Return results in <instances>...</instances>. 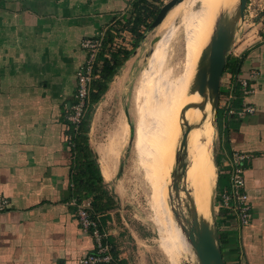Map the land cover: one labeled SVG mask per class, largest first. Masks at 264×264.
<instances>
[{"label":"crops","instance_id":"crops-1","mask_svg":"<svg viewBox=\"0 0 264 264\" xmlns=\"http://www.w3.org/2000/svg\"><path fill=\"white\" fill-rule=\"evenodd\" d=\"M134 1L0 0V198L10 203L7 211L0 212V264H82L94 250L93 239L76 218L73 158L61 121L62 104L74 94L76 73L85 63L81 41L100 36L117 18L128 17ZM201 2L202 9L192 14L194 21L200 16L205 19L207 0ZM233 52L232 47L223 78L234 68L258 69L255 91L241 99V108L250 105L256 112L243 118L229 114V109H237V87L233 75L228 87L221 81L223 121L216 143V195L230 185V169L224 164L234 152L245 154L251 218L242 225L225 210L216 215L215 224L226 264H264V31L242 57ZM156 74L151 72L148 78L153 81ZM154 88L155 100L176 90L165 79H155ZM126 133L125 123L117 125L110 142L97 149L107 184L116 176ZM208 157L210 161L209 152ZM210 165V187L199 191L206 194L205 215L216 179L212 159ZM189 170L187 182L188 173H194ZM156 218L165 236L168 232L172 236L163 241L165 251L174 257L169 239L173 240L175 223L171 219L168 227L163 226L158 196ZM109 224L102 222L105 229ZM109 229L116 242L119 228L114 223ZM179 237L182 241L180 233Z\"/></svg>","mask_w":264,"mask_h":264},{"label":"rangeland","instance_id":"rangeland-1","mask_svg":"<svg viewBox=\"0 0 264 264\" xmlns=\"http://www.w3.org/2000/svg\"><path fill=\"white\" fill-rule=\"evenodd\" d=\"M171 1L149 0V8L154 16L149 18L148 24L140 29L142 39H140L138 45H136V42L139 40L133 36L130 30L132 25L126 24L125 17L117 18L112 23L111 28L116 29L115 34H113L114 44L109 49L114 52L120 50L130 51L131 57L118 69L117 75L109 83L108 91L100 102L86 112V115H90V129L87 135L99 160L101 155L97 149L101 146L105 147L110 142V137L116 132L117 125L121 126L122 123L127 125V133L122 145L124 147L117 161L116 176L110 184L104 182L103 191L108 195L100 204L94 202L95 198L91 199L96 205L93 208L94 215L99 216L101 220L104 218L106 223H110L108 228L105 229L108 234V243L112 245L120 259L127 261L128 264H199L195 252H190L183 237L182 241L180 240V232L176 224L175 228H172L174 230L173 240L169 239V242L173 241L174 257H171L165 251L163 240H167L169 237L172 238V236H169L170 232H168V236H165L163 228L156 218L157 196L163 189L166 191L167 197H169L171 189L174 199L172 205L170 203V208L172 209L173 206V210L178 212L179 215L184 214L186 218H189L186 209V197L182 196L184 199L181 198V192L184 188L182 184L186 183L182 169H180L182 162L187 163L188 169L190 167V170L194 172L191 175L188 173V182L190 187H194L198 207L203 209L206 194L199 192L201 188V166L209 152L210 162L212 159L216 169L215 204L218 198V195H216L218 173L215 159L216 143H218L223 121L220 112L221 95L219 111L216 113L209 103L204 110L199 109L198 106L204 102L203 98L198 93L191 94L190 92V97L198 96L199 99L185 122L193 128L187 138V155L182 157L180 154L183 135L181 129L177 139L175 141L171 140L176 145L173 148L172 158L166 161V168H159L155 159V155L162 152L157 153L154 148L148 146L151 143L150 139L157 144V132L150 137L147 133L138 130L137 123L140 124V129L144 125H148L153 129L161 130L163 134L166 132V127L158 114L139 118V111L142 106L144 104L148 106L149 100L155 95L154 80L165 79L168 85L174 84V88H176L175 96L181 95L183 97L185 90L189 93L186 88L188 85L192 87L199 63V59L197 61L191 56L193 42L201 37L202 43L206 46L203 37L206 35L210 38L215 34L219 20L222 17L229 19L231 22H237L235 19L239 0L213 1V5L209 6L207 13L203 12L205 15V19H203L208 23L204 31L198 30L197 21H194L192 16L195 10L202 9L201 0H195V2L194 0H183L167 13L159 26L152 28L151 25L160 10ZM128 17L129 19L133 18V9ZM238 21L233 51L242 57V54L248 48L258 43L259 36L264 31V0H249L245 18ZM81 50L85 53L82 48ZM231 56L234 57L232 54ZM250 69L245 71L240 68L236 75L246 76ZM252 69H255V67H252ZM151 72H157L153 81L148 78V74ZM77 74L74 94L71 99L62 104L61 121L66 131L69 129V123L78 126L81 115L85 113L87 108V102L82 107V101L77 97L79 85ZM224 78L222 77L223 86L228 87L230 85L228 82L230 75L228 76L227 73ZM98 79H100L99 76L96 80ZM141 86L146 87L145 92L140 94L142 97L140 95L138 97ZM144 95L147 98L146 100L143 98ZM222 96L225 100V95ZM177 102L176 99L172 101L174 104ZM68 103L70 107H68ZM184 129L186 130V128ZM118 150L120 151L119 148ZM177 154L180 155V166L175 163ZM162 160L163 158L160 161ZM179 178H183V180L179 181ZM175 179H178L182 187L178 198L176 197V191L173 189ZM100 195L102 196V194ZM102 207H106V210H103ZM173 210L171 211V219L175 223ZM216 215L218 217L219 214L216 212ZM114 223L119 228L120 233L116 238V242L110 238L111 232L109 229L111 224ZM213 223L214 219H212V225ZM170 254L172 255V252Z\"/></svg>","mask_w":264,"mask_h":264},{"label":"built area","instance_id":"built-area-1","mask_svg":"<svg viewBox=\"0 0 264 264\" xmlns=\"http://www.w3.org/2000/svg\"><path fill=\"white\" fill-rule=\"evenodd\" d=\"M113 33L115 34V30ZM104 40L105 33L98 37L85 38L80 44L81 48L86 53V61L77 72L79 82L77 97L82 101V107L89 99L91 85L96 81L98 76L100 77V74H98L95 69L101 65L98 59L103 51ZM113 44L114 42L107 47L110 48ZM259 75L260 73L257 68H251L246 76H235V85H238L242 92V98L246 99L255 91V83ZM230 77H232V73H230ZM231 98H233V96H231ZM255 112L256 109L250 105L244 106L238 112L229 109V114L233 116L236 114L240 118ZM246 161L247 156L245 154L234 152L228 159V163L224 164L225 167L230 169L228 172L230 185L217 194L218 198L215 204V209L218 214L227 210L232 215L236 216L242 225H247L251 218V204L245 189ZM76 206V218L82 230L89 233L95 246L94 250L83 258L82 264H120V257L114 255V249L107 241L108 234L102 225L100 217L94 215L92 199L77 202ZM9 207L10 203L8 200L4 197L0 198V212L7 211Z\"/></svg>","mask_w":264,"mask_h":264},{"label":"water","instance_id":"water-1","mask_svg":"<svg viewBox=\"0 0 264 264\" xmlns=\"http://www.w3.org/2000/svg\"><path fill=\"white\" fill-rule=\"evenodd\" d=\"M183 0H172L166 4L159 12L158 16L152 23L151 27L159 26L165 19L167 13ZM249 0H239V5L236 13L235 20H243L245 18V11ZM236 23L229 21V19L222 17L219 20L215 34L212 37L210 45L203 51L199 63L197 74L194 83L191 87V94L198 93L204 102L198 106L199 109L204 110L208 104H211L213 111L218 113L220 104V86L222 77L227 65L229 54L231 53L234 41L236 38ZM196 107L189 105L184 108L183 113L187 110ZM186 128V130L184 129ZM193 128L184 123L182 126V140L180 144V154L182 157L187 155V138ZM177 166H180V155H176ZM187 168V163L182 162L180 169H182L183 176ZM183 178H179V181ZM178 179L173 183V189L176 191V197H179L182 189ZM183 191L187 190L183 188ZM173 195H169V201L172 205ZM189 218L184 214L179 215L178 212L173 210V215L176 220L181 222L187 227L186 229L190 242L195 250L199 264H226L223 258L221 246L219 244L218 232L215 224L216 209L215 199L212 204V219L214 223L212 226L207 224L205 220H199L196 215L190 212V206L186 207Z\"/></svg>","mask_w":264,"mask_h":264},{"label":"trees","instance_id":"trees-1","mask_svg":"<svg viewBox=\"0 0 264 264\" xmlns=\"http://www.w3.org/2000/svg\"><path fill=\"white\" fill-rule=\"evenodd\" d=\"M148 2L149 0H135L133 3V18H124L126 24L132 25L130 30L133 36L135 38H138L139 40L136 42V45H138V42H140V39H142V36L140 35V29L142 28V26H146L148 24L147 21L149 18L154 16V13L149 8L150 6ZM115 29L116 28L110 27L105 32L103 51L99 55L98 59V62L101 63V65L95 69V71L100 74V79L94 81L91 85L92 87L89 99L87 101V108L85 110V113L81 115L80 123L77 127L75 124L69 123V129L66 131V136L70 142V153L73 158L72 181L74 183V192L78 202H81L86 199L95 198L94 202L100 204V202L106 199L108 195V193L103 191L104 180L101 175L98 158L92 149L89 137L87 135L90 129V115H86V112L90 111L94 107V105L100 102L102 97L108 91L109 83L117 75L118 69L122 67V65L131 57L130 51L120 50L114 52L112 49H109V47H107L114 40L113 31ZM228 69L229 66L227 64L224 74L228 71ZM238 70V68L233 69V79L235 78L236 74H238ZM235 86L238 87V85ZM235 94L237 97V103L235 105L237 106V109L235 108L233 110L238 112L242 109V92L240 91L239 87L235 89ZM235 116L237 115L235 114ZM76 128L78 129L76 130ZM100 194H102V196ZM94 202L93 208H95L96 206ZM105 208H103V210H106ZM108 208L109 206L107 207V209ZM102 222L105 223L106 219H102ZM113 253L116 257L119 256L115 249L113 250ZM120 264L128 263L127 261L121 260Z\"/></svg>","mask_w":264,"mask_h":264},{"label":"bare ground","instance_id":"bare-ground-1","mask_svg":"<svg viewBox=\"0 0 264 264\" xmlns=\"http://www.w3.org/2000/svg\"><path fill=\"white\" fill-rule=\"evenodd\" d=\"M210 5L211 6L213 5V0H207V2L205 4V8L208 9ZM196 21H197L198 30H202V31L206 30V27L208 26V24L203 19V17H201V16L197 17ZM233 22L238 24L239 21L237 20V22L236 21H233ZM202 35H203V33H202ZM212 37L209 38L206 35H205V37H203L204 43L206 44V46L202 43L201 37L199 39H196V41L193 42L192 53H191V56L193 57V59L195 58L197 61H198V59L200 60V57H201L203 51L210 45ZM186 89L189 90V93L187 92V90H185L183 97H181V95L175 96L174 94H170V90L168 93H165L162 97H160L156 100L152 96L151 100H149V105L145 106V104H144V106H142V108L139 111L140 112L139 113L140 119H142L148 115L158 114L160 116V118L162 119V122L164 123L165 127H166V132L163 134L161 132V130L153 129L152 127H150L148 125H144L140 129L139 128L140 124L137 123L138 130H140L143 133H147L148 136H150V137L157 132V144L153 143L150 139L151 143L148 144V146L154 148L157 153L162 152L161 154L155 155V159L158 162L159 168H166V165H167L166 161L168 159L172 158V156H173V148L175 147L176 143L171 142V140L175 141L177 139V137L179 136V133L182 129L183 124L186 122L187 116L190 114V112L192 110V108H191V109L187 110L185 113H183L184 108L189 106V105L194 106L197 103V100L199 99L198 96H195L193 98H192V96L191 97L189 96L190 90H191V87L189 85L187 86ZM144 92L145 91L141 89L139 91L138 97L140 94H142V93L144 94ZM143 98H145V100L147 99L146 96ZM180 98H182V99H180ZM173 99H176L178 102L175 104L172 103ZM142 103H144V102H142ZM209 105L211 106L210 103H209ZM162 158H163V160L160 161ZM186 171L188 172V164H187ZM186 171H185V175H184L186 183H183L182 186L187 191L181 192V198L184 199V197H186L185 200H186L187 205L190 206V209H191L190 212L192 211V213L194 215H196V217L199 220H205V221H207V224L209 226H212V204H213V199H214V188H215L216 179H215V181H213V196L212 197L210 196V200H209V213L205 215V213L203 212V209L198 207L196 195L194 192L195 191L194 187H190L189 183L187 182V172ZM201 175L203 178V181L201 183V188L207 189L208 187H210L209 184H210V175H211V165H210L208 155L205 156V159L202 163ZM182 196H184V197H182ZM170 209L171 208L169 206L167 193L163 189L158 194V211H159L160 217L162 218V224L164 227H168L169 223L171 222ZM172 210H173V206H172L171 211ZM175 224H176L178 231L181 233V236L187 242L188 249H190V252L191 253H193V251L195 252V250H194V248L190 242V238L188 236V233H187L186 229H184V227H187V226H185L184 224H182L178 220H176Z\"/></svg>","mask_w":264,"mask_h":264}]
</instances>
